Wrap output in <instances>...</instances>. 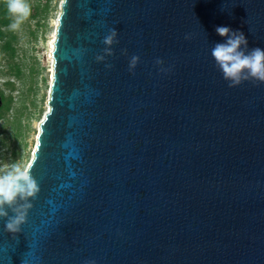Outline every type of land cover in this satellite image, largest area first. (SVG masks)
Here are the masks:
<instances>
[{"label": "water", "instance_id": "1", "mask_svg": "<svg viewBox=\"0 0 264 264\" xmlns=\"http://www.w3.org/2000/svg\"><path fill=\"white\" fill-rule=\"evenodd\" d=\"M218 26L264 49V0H63L40 191L0 264H264V83L228 86Z\"/></svg>", "mask_w": 264, "mask_h": 264}, {"label": "rangeland", "instance_id": "2", "mask_svg": "<svg viewBox=\"0 0 264 264\" xmlns=\"http://www.w3.org/2000/svg\"><path fill=\"white\" fill-rule=\"evenodd\" d=\"M63 0H28L19 29L0 0V169L29 166L49 110L54 43Z\"/></svg>", "mask_w": 264, "mask_h": 264}, {"label": "clouds", "instance_id": "3", "mask_svg": "<svg viewBox=\"0 0 264 264\" xmlns=\"http://www.w3.org/2000/svg\"><path fill=\"white\" fill-rule=\"evenodd\" d=\"M7 10L13 17L9 26L13 30L19 29L31 15L28 0H7ZM216 32L225 42L215 44L211 48V56L228 86L237 87L250 80L264 83V49L256 47L249 50L244 34L229 27L218 26ZM116 38V30L110 29L103 43L111 46L117 42ZM104 53L111 55V48L106 47ZM103 59L104 55L97 56L98 61ZM138 60L137 56L131 58L130 69L135 68ZM161 63L157 61V64ZM5 169H0V220L4 221L5 231L15 237L27 221L33 207L30 201L36 199L40 187L31 175L30 166L14 163L6 165Z\"/></svg>", "mask_w": 264, "mask_h": 264}, {"label": "trees", "instance_id": "4", "mask_svg": "<svg viewBox=\"0 0 264 264\" xmlns=\"http://www.w3.org/2000/svg\"><path fill=\"white\" fill-rule=\"evenodd\" d=\"M6 1V0H5Z\"/></svg>", "mask_w": 264, "mask_h": 264}]
</instances>
